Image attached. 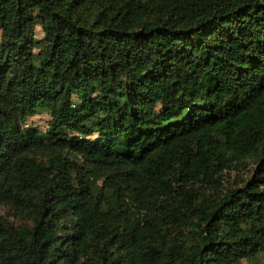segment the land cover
<instances>
[{"label": "trees", "instance_id": "1", "mask_svg": "<svg viewBox=\"0 0 264 264\" xmlns=\"http://www.w3.org/2000/svg\"><path fill=\"white\" fill-rule=\"evenodd\" d=\"M0 264H264V0H0Z\"/></svg>", "mask_w": 264, "mask_h": 264}, {"label": "rangeland", "instance_id": "2", "mask_svg": "<svg viewBox=\"0 0 264 264\" xmlns=\"http://www.w3.org/2000/svg\"><path fill=\"white\" fill-rule=\"evenodd\" d=\"M33 121L37 124H40L42 126H44L45 124V118L44 117H41V116H34L33 118Z\"/></svg>", "mask_w": 264, "mask_h": 264}]
</instances>
